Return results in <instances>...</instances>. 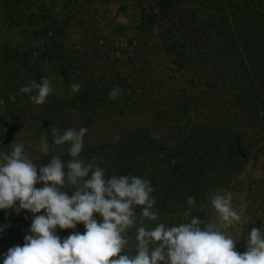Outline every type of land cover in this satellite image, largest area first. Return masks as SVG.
<instances>
[{"label":"trees","instance_id":"trees-1","mask_svg":"<svg viewBox=\"0 0 264 264\" xmlns=\"http://www.w3.org/2000/svg\"><path fill=\"white\" fill-rule=\"evenodd\" d=\"M32 1L0 0V17L3 18L0 26V151L10 152L14 141L23 143L26 154L39 166L59 153H64L65 161L70 157L67 144H53L51 131L45 127V117L40 112L32 115L37 108L43 111V105L32 103L29 94L20 93V88L29 81L39 82L45 76L47 69L43 70L40 49L47 32L56 27L52 17L42 22L46 15L40 9L38 12L26 10ZM153 3L149 7L151 16L164 21L160 32L168 42L163 48L174 56L171 60L174 65L169 67L168 73L149 72L145 66L149 61L143 51L140 65L124 77L107 79L102 74L95 75L98 73L94 71L95 64L103 66L107 58L103 54L96 57L93 52L90 55L89 51L84 52L88 57L84 66L76 65L69 71L65 59L75 55L76 50L64 45L59 38L45 41L54 62L50 65L54 82L67 87L64 94L67 106L87 117L80 124H77L79 119L64 120L61 130L68 126L86 127L84 123H90L89 128L101 124V128L116 129L107 138L84 139L81 156L87 161L95 158L106 170V177L138 176L151 181L159 219L146 221L148 227L161 222L167 226L178 225L190 222L193 217L210 222L211 194L239 191L244 183L242 172L250 161L257 162L264 150V145L257 147L264 144V116L259 114L264 111V93L257 94L254 89L251 94L246 83L249 68L245 66L244 56L237 63L226 61L233 50L239 55L254 43L255 51L260 53V65L264 66V27L255 37L257 29H253L252 39L240 43L234 31L241 35L252 19L230 23L228 16L232 13L225 16L222 6H216L207 19L202 20L205 14L196 5L187 8L180 0H154ZM236 12L249 16L250 10L245 13V9L239 8ZM96 46L99 45L94 41L90 48ZM146 49L147 46L143 50ZM72 83L81 85L79 93L72 91ZM114 87H119L121 94L111 99L109 92ZM49 98L52 100L54 95ZM101 119L103 123H99ZM43 135L50 146L47 155L40 151ZM256 183L257 189L249 186L246 193L262 199L264 196L257 194L264 177ZM189 196L196 201L191 208L187 204ZM263 203L264 200L258 201L255 207H250L252 214L261 209L263 215L255 222L256 228L264 225V207L258 205ZM140 210L137 206L136 212ZM32 216L26 210L19 215L12 209L0 210L2 220H10L11 226L20 229L21 234L30 233L28 224ZM134 236L135 229H132L128 232L132 239L130 254L134 253ZM240 241L236 250L243 253L238 247Z\"/></svg>","mask_w":264,"mask_h":264},{"label":"clouds","instance_id":"clouds-1","mask_svg":"<svg viewBox=\"0 0 264 264\" xmlns=\"http://www.w3.org/2000/svg\"><path fill=\"white\" fill-rule=\"evenodd\" d=\"M70 88L79 93L81 85L72 83ZM55 92L53 78L48 76L20 88L38 106ZM120 94V88L114 87L109 98ZM259 114L264 116V111ZM88 131L84 126L51 128L53 144L69 146L67 161L59 153L38 166L26 154L25 145L15 141L10 152L0 151V210L33 214L31 234L25 236L23 246L10 247L3 254V264H264V228L251 229L243 253L225 231L247 219L234 208L230 192L210 196L215 223L193 217L178 225L161 222L148 227L146 221L159 219L151 181L138 176L106 177L95 158H82ZM40 151L50 152L45 137H41ZM40 184L43 187H37ZM195 203L194 197H187L190 208ZM81 223L83 233L73 231L63 240L57 235V228L76 229ZM132 229L135 247L130 254L127 234Z\"/></svg>","mask_w":264,"mask_h":264},{"label":"rangeland","instance_id":"rangeland-1","mask_svg":"<svg viewBox=\"0 0 264 264\" xmlns=\"http://www.w3.org/2000/svg\"><path fill=\"white\" fill-rule=\"evenodd\" d=\"M154 0H34L27 4L26 10L32 9L45 13V18L42 22L49 20V17L55 19V28H50L47 33V37L43 38L45 41L50 39H60L64 42V45L76 50L75 55H70L65 59L66 65L69 67V71L74 69L76 65L84 66L86 57L84 52H93L96 56L106 55L107 63L101 66L95 64L94 71L98 72L95 75L102 74L107 79L109 76L124 77L136 65H140V58L144 52L149 62H146L147 69L149 72L155 74L168 73L169 67L173 66L172 54L167 53L163 46L167 42L164 41L162 36V26L164 21L158 18L152 17L150 14L149 7L154 5ZM184 7L191 8L192 5H196L199 11L204 13V18L207 19L208 13H212L216 6H222L221 11L225 16H228L230 23L241 22L252 19L253 22L247 26L246 30H243L241 35L238 31H234L237 36V42H247V38L252 39V30L257 29L254 37L258 35L261 27H264V0H180ZM245 9V13L250 10L249 16H243L236 12L237 9ZM249 9V10H247ZM38 12V11H37ZM52 19V21H53ZM3 18L0 17V26ZM245 21V22H247ZM24 23V21H23ZM257 26V27H256ZM234 29V24L231 25ZM239 34V35H238ZM168 35H170L168 33ZM172 35V34H171ZM169 37V36H168ZM167 37V38H168ZM170 39V37L168 38ZM44 44L41 46L40 54L43 55L42 67L45 72V76L53 78V84L56 92L53 94L54 98L48 99L41 108H38L33 112V116L36 113H41L44 120H46L45 127L51 131L52 127H63L64 120L69 119L74 122L77 120V124L83 122L86 116L80 115L74 108H69L65 101V91L67 87L61 82H54V74L50 65L54 64L51 59V51L48 46ZM94 41H97L99 46L93 47ZM147 49L144 51L143 49ZM255 45L252 43L251 46L244 48L243 53L238 55L239 52L233 50V54L226 58V61L231 63H237L241 57H245V66L248 70L246 80L248 88L251 94L254 92L264 93V66L260 65L261 60L258 58L259 52L255 51ZM96 48V49H95ZM242 48V47H241ZM240 49V48H239ZM143 51V52H142ZM63 53V52H62ZM38 55V54H36ZM34 55V56H36ZM235 66V64H234ZM46 68V69H44ZM263 74V75H262ZM263 77L261 81L259 77ZM44 76V77H45ZM262 82V85H261ZM263 97V96H262ZM53 102L56 105H53ZM61 104V106H60ZM39 121V119H37ZM109 121V120H108ZM71 122V123H72ZM103 123V119L99 121ZM89 129L84 139L98 140L107 138L110 133H113V128H101V124L95 125V127L89 128L90 123H84ZM68 126V125H66ZM85 127V126H84ZM73 128L68 126L67 129ZM14 134V133H10ZM18 134V133H16ZM2 135V134H0ZM43 137H46L43 135ZM47 139V138H46ZM258 145L257 147H261ZM257 162L255 160L250 161L247 164L246 169L242 172L241 177L244 181L241 189L237 192H230L232 194V202L234 208L241 213L242 217L247 219L243 220L225 230L229 235L233 236L236 241H240L238 246L243 251L246 250L247 236L251 229L255 227V222L262 215L261 209H258L254 214L251 213V208L257 205V202H263L264 198H257L255 196H248L246 189L251 186V189H257L256 180L264 177V150L260 152ZM251 180H255L251 182ZM251 182V183H250ZM260 193L257 194L259 197L264 196V184L259 186ZM228 193V192H221ZM263 193V194H261ZM262 208L263 204H258ZM251 207V208H250ZM40 214H44L41 212ZM263 216V215H262ZM97 220H102L99 214H95ZM217 222L215 212L211 211V221ZM254 223V224H253ZM29 228L31 223L29 222ZM258 228H264V225L258 226ZM0 264H3V254H5L10 247L20 245L23 246L24 239L28 234H21L20 229H15L11 226L10 220L0 217ZM73 231H79L83 233L85 231L84 225L78 224L76 229L60 230L57 228V235L63 238L69 236ZM128 235V234H127ZM245 240V241H244ZM132 242V239H130ZM130 245L128 251H130ZM131 252V251H130Z\"/></svg>","mask_w":264,"mask_h":264}]
</instances>
